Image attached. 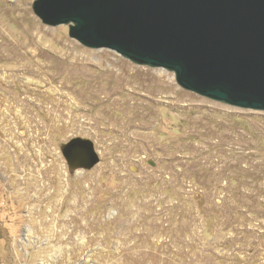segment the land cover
Returning a JSON list of instances; mask_svg holds the SVG:
<instances>
[{
	"label": "rangeland",
	"instance_id": "1",
	"mask_svg": "<svg viewBox=\"0 0 264 264\" xmlns=\"http://www.w3.org/2000/svg\"><path fill=\"white\" fill-rule=\"evenodd\" d=\"M33 2L0 0V264H264V110L88 47ZM76 136L93 168H69Z\"/></svg>",
	"mask_w": 264,
	"mask_h": 264
},
{
	"label": "water",
	"instance_id": "2",
	"mask_svg": "<svg viewBox=\"0 0 264 264\" xmlns=\"http://www.w3.org/2000/svg\"><path fill=\"white\" fill-rule=\"evenodd\" d=\"M49 25L91 48L171 70L183 88L230 105L264 110V0H34ZM69 168L100 162L93 140L62 145Z\"/></svg>",
	"mask_w": 264,
	"mask_h": 264
},
{
	"label": "bare ground",
	"instance_id": "3",
	"mask_svg": "<svg viewBox=\"0 0 264 264\" xmlns=\"http://www.w3.org/2000/svg\"><path fill=\"white\" fill-rule=\"evenodd\" d=\"M40 30V29H39ZM37 33V32H36ZM78 54V53H77ZM67 57V56H66ZM76 57H78V56H76ZM74 58H75V56H74ZM83 58V57H82ZM78 59H79V57H78ZM60 74V73H59ZM260 163V162H259ZM259 163L257 164V165H259ZM256 164V163H255ZM255 167V166H254Z\"/></svg>",
	"mask_w": 264,
	"mask_h": 264
}]
</instances>
